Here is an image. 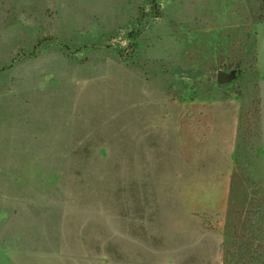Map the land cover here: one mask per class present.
Returning a JSON list of instances; mask_svg holds the SVG:
<instances>
[{
    "label": "rangeland",
    "instance_id": "rangeland-1",
    "mask_svg": "<svg viewBox=\"0 0 264 264\" xmlns=\"http://www.w3.org/2000/svg\"><path fill=\"white\" fill-rule=\"evenodd\" d=\"M0 264H264V0H0Z\"/></svg>",
    "mask_w": 264,
    "mask_h": 264
}]
</instances>
